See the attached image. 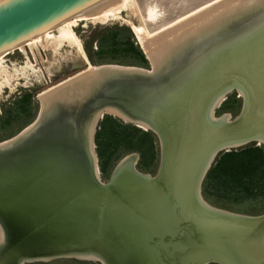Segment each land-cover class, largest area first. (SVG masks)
I'll list each match as a JSON object with an SVG mask.
<instances>
[{
    "label": "water",
    "instance_id": "1",
    "mask_svg": "<svg viewBox=\"0 0 264 264\" xmlns=\"http://www.w3.org/2000/svg\"><path fill=\"white\" fill-rule=\"evenodd\" d=\"M106 1L0 0V54ZM114 65L57 89L70 98L47 111L39 97L33 133L0 149V264L88 254L102 264H264V215L219 210L202 196L221 152L264 143V1L151 70ZM237 83L241 113L210 119L212 101ZM107 108L153 127L161 142L155 176L128 157L102 181L87 128Z\"/></svg>",
    "mask_w": 264,
    "mask_h": 264
},
{
    "label": "rangeland",
    "instance_id": "2",
    "mask_svg": "<svg viewBox=\"0 0 264 264\" xmlns=\"http://www.w3.org/2000/svg\"><path fill=\"white\" fill-rule=\"evenodd\" d=\"M184 1H188L190 3L198 5L204 1L210 0H161L160 3L161 5H163V7L158 6L160 5V3L159 1L155 0L152 5H154V8L157 12H160V10L165 8L167 9L168 7L179 9L180 7H182ZM240 1L241 0H228V2L226 1V3H221V6H219V10L217 9L215 12L212 11L210 14L204 15L200 19H196L192 22L193 24H190L189 26L182 29L180 33L184 30L185 31L183 32V34L191 32L193 33L195 27L200 26L201 21L203 22L206 20H202L203 18L209 19L210 17L220 14L224 10H230V8L236 6L238 3H240ZM248 6L250 7V5H247L246 7H244V9H246ZM149 8L153 10V6H150ZM166 11L167 10H165V12ZM161 19L164 18L161 17ZM157 22L158 21H156L155 23ZM134 23L137 25L139 23L137 14L133 11V9H131V7H124L121 13H119L117 16H110L103 21H81L76 26H74V30L78 37L82 40V44L87 56V49L93 55L95 63L92 62L88 56L89 63L93 66L103 64H116L151 70V59L143 49L141 38L132 27ZM155 23H153V25ZM59 33V31L53 32L54 36L51 39L45 38L44 41H40L33 44L32 46L26 47L24 51L16 49L13 50V52H8L1 60L0 143L10 141L11 139L15 138L36 121L41 108L39 97H41L42 94L46 93L47 95L48 92L52 91V89H56V87L65 82V80L81 74L84 71H87V69L89 68V63H87L85 57H83V54L81 53L79 47L76 44L73 45V43L71 44L68 42H60ZM201 35L202 33L198 34V32H196L193 37H200ZM105 38L106 40H104ZM173 38H175V36L173 35L170 36V38L169 36H166L164 40L158 41L157 44L154 43L153 45L154 47L162 45L163 42L165 43V41H169ZM189 40H192V38H189ZM128 41L134 43V45L138 47V49L144 54L147 62H142L132 52H127L125 50H108V47L110 45L118 44L119 46V43H121L120 46L122 47L126 45ZM186 43L190 45V43L188 42H183L181 45H179V47H177L176 52L182 50L183 46H187ZM27 93L31 94L32 98L27 110L24 111L20 109L19 101L21 100V97ZM226 99L227 100L221 105V107L219 106L216 109L215 116L221 117L225 114H229V118L231 116V119H234L241 113L244 107V100L242 97H239V93L237 91H233L232 93H230ZM36 103L37 107L35 105ZM228 103L229 105H227ZM110 116L118 118L113 115ZM104 118L100 120L97 132L100 129V123L104 120ZM119 120H121L125 125L137 127L135 124L130 123V120L128 119H126L128 122L122 119ZM147 131L152 133L155 140L154 143L156 147L157 157L154 162L149 166L144 165L141 161V154L137 149H128L126 145H122L111 157L110 163L107 165V171H101L100 176L103 182H108L116 167L128 157H133L134 159L136 158V168L140 172L147 173L151 176H155L158 173L160 169L161 155L160 138L157 133L153 132L152 130ZM252 143L253 142L245 144L241 147H247ZM254 143H256V146H260L264 149L263 143ZM98 159L100 166V158L98 157ZM202 196L210 206L219 210L254 217L264 215V194L252 199L236 200L233 198L220 197L217 194H212L211 192L208 193L204 188V184H202ZM2 242L3 240L1 241L0 238V244ZM26 264L102 263L96 260L84 258H60V260L55 259L46 262L30 261Z\"/></svg>",
    "mask_w": 264,
    "mask_h": 264
},
{
    "label": "bare ground",
    "instance_id": "3",
    "mask_svg": "<svg viewBox=\"0 0 264 264\" xmlns=\"http://www.w3.org/2000/svg\"><path fill=\"white\" fill-rule=\"evenodd\" d=\"M154 1L155 0H109V1H106L86 11L83 14H80L70 20L65 21L64 23H62L55 29L46 31L43 34L35 38H32L27 43L19 46L17 50L24 51L26 47L32 46L33 44L38 43L40 41H44L45 38L51 39L54 36L53 32L59 31L60 32L59 41L68 42L71 44L73 43V45L76 44L79 47L81 53L83 54V57H85V60L87 61V63H89V58L82 44L83 42L78 37V35L75 33L74 26H76L81 21H89V20H102L103 21V20H106V18L110 16H117L119 13H121L124 7L125 8L131 7V9H133V11L137 14V18L139 20L138 25L134 23L132 27L137 32L139 37L141 38L143 49L147 53L148 57L151 59L154 67H156V66H160L165 61L170 60L177 53L176 52L177 47H179V45H181L183 42H188L191 44V43H195V42L203 40L205 37L210 35L212 32H215L214 28L221 27L224 25V17H227L229 15L238 14L247 5H250V6L257 5V4H260L264 0H244L242 4L238 3L236 6L230 8V10H224L221 13L219 12L220 14H217V16L212 15L213 17H210L209 19L203 18L202 20H205V19L206 20L203 22L201 21L200 26L195 25L196 27L193 33L191 32V33H186V34H183L185 30L181 33L180 31L184 29L185 27L189 26L190 24H193L192 22L195 21L196 19H200L204 15L210 14L212 11L215 12L217 9L219 10V6H221V3L222 4L226 3V1L228 2V0H210V1H204L198 5L190 3L188 1H184L182 7H180L179 9L168 7L167 9L165 8V9L160 10V12H157L156 9L154 8V5H152ZM157 1H159L160 3L161 0H157ZM196 1H199V0H196ZM150 6H153V10L149 8ZM158 6L163 7L161 3ZM165 10L167 11L165 12ZM224 12H226L227 14H224ZM161 17H163L164 19H161ZM156 21L158 22L155 23ZM153 23L155 24L153 25ZM194 32L195 33L198 32V34L202 33V35L200 37L198 36L193 37L195 35ZM172 35L175 36V38L169 41H165V43L163 42L162 45H158L154 47L153 45L154 43L157 44L158 41L164 40L166 36L167 37L169 36L170 38V36ZM189 38H192V40H189ZM10 52H13V50H11ZM5 55L6 53L0 54V63H1V60L5 57ZM128 67L129 68H124L122 66L114 65V66H111L110 68L128 69V70L138 69V67H134V66H128ZM93 69H95V66L89 63V68L87 69V71H91ZM87 71H84L83 73ZM83 73L65 80V82L58 85L56 89H52V91H50L51 93L48 92L49 93V94L47 93L48 96L46 95V93L42 94L40 99L42 98L43 112L49 107H52V105H54V103L57 101L68 100L70 98V94H66L65 92L66 89L61 91L58 95L54 94L55 91L59 89L60 87H62L63 85H65L66 83H68L69 81H73L76 77H81L80 75H83ZM83 86L91 88L92 85L90 84V82H88V83H85ZM227 90L220 92L210 104L208 108V117L210 119H213L215 121H223L224 119H227L224 121L232 120L231 116L230 118H226V116L228 117L229 114H225L221 117L215 116L216 109L219 106H221L222 103L225 101ZM240 91L244 94L243 89H240ZM50 94H51V97L48 98ZM104 112L105 114L103 116L109 113L118 114L122 116L124 119H128L132 122H135L134 124L138 125L139 127H142L145 130H150L151 128H153L150 125V123L146 121L130 119L127 115L113 108H107L104 110ZM101 117L102 115L100 113L94 118V120L90 123V125L87 128L88 129L87 130L88 151L90 154H92L91 158L95 162V168L97 167L96 160L98 156L96 155L97 153L96 152V142L93 141V138L95 135V129L97 128L96 126L97 120L98 118L101 119ZM34 130H35V127L30 126L26 130H24V132H22L15 138L11 139L10 141H5V142L0 143V149L9 147L10 145L18 142L19 140L31 135ZM260 142L262 143V139L260 140ZM134 162H136V158L134 159ZM118 166L116 167L115 170H117ZM0 238H1V241L3 240L4 242L5 231H4V228L1 222H0ZM78 257L84 258V259L96 260V261L99 260V256L96 254L81 255ZM30 261H44V260L38 259V260H29V262Z\"/></svg>",
    "mask_w": 264,
    "mask_h": 264
},
{
    "label": "trees",
    "instance_id": "4",
    "mask_svg": "<svg viewBox=\"0 0 264 264\" xmlns=\"http://www.w3.org/2000/svg\"><path fill=\"white\" fill-rule=\"evenodd\" d=\"M120 44L119 46L118 44L110 45L108 50L132 52L142 62H147L144 54L134 43L128 41L122 47ZM87 53L90 60L95 63V59L88 49ZM31 98L32 95L29 93L22 96L19 101L20 109L27 110ZM35 105L37 107V103ZM154 141L151 132L125 125L118 118L106 115L100 123V129L96 136V150L100 158V170L102 172L107 171V165L110 163L111 157L122 145H126L128 149H137L141 154L142 163L146 166L151 165L157 157ZM203 184L208 193L211 192L220 197L236 200H247L263 195L264 149L253 143L247 147L220 153Z\"/></svg>",
    "mask_w": 264,
    "mask_h": 264
},
{
    "label": "flooded vegetation",
    "instance_id": "5",
    "mask_svg": "<svg viewBox=\"0 0 264 264\" xmlns=\"http://www.w3.org/2000/svg\"><path fill=\"white\" fill-rule=\"evenodd\" d=\"M234 87V88H233ZM240 89H243L244 90V87H243V85H241L240 83H237V84H235L234 86H232L229 90H227L226 91V98H227V96L230 94V93H232L233 91H237L238 93H239V97H242L243 98V100H244V104H245V100H246V95H245V91H244V94L240 91ZM229 92V93H228ZM228 94V95H227ZM225 98V101L227 100ZM215 114H216V111H215ZM226 118H229V116L227 117L226 116ZM232 118V117H231ZM224 120H227V119H224ZM223 120V121H224ZM255 142H257V141H255ZM254 143V142H253ZM252 143V144H253ZM256 144V143H255ZM262 144V143H261ZM264 144V143H263ZM96 149H97V145H96ZM97 151V150H96ZM97 156H98V153H97ZM98 163H99V159H98Z\"/></svg>",
    "mask_w": 264,
    "mask_h": 264
}]
</instances>
